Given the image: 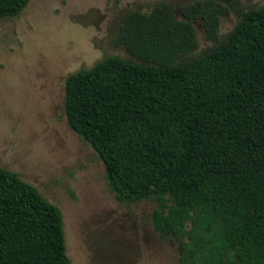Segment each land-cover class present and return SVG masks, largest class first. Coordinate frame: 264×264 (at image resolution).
Instances as JSON below:
<instances>
[{"label": "trees", "instance_id": "1", "mask_svg": "<svg viewBox=\"0 0 264 264\" xmlns=\"http://www.w3.org/2000/svg\"><path fill=\"white\" fill-rule=\"evenodd\" d=\"M30 1L0 0V19ZM195 22L211 43L199 52ZM112 44L130 58L70 74L64 101L109 189L155 201V230L187 264H264V4L161 1L127 12ZM0 264H70L61 210L1 167Z\"/></svg>", "mask_w": 264, "mask_h": 264}, {"label": "rangeland", "instance_id": "2", "mask_svg": "<svg viewBox=\"0 0 264 264\" xmlns=\"http://www.w3.org/2000/svg\"><path fill=\"white\" fill-rule=\"evenodd\" d=\"M161 1L177 11L194 0H31L19 16L0 19V167L61 210L70 264H187L179 240L154 228L157 203L119 202L64 112L66 78L111 56L130 58L112 44L122 17ZM236 22L223 17L220 32ZM195 27L199 52L211 43Z\"/></svg>", "mask_w": 264, "mask_h": 264}]
</instances>
